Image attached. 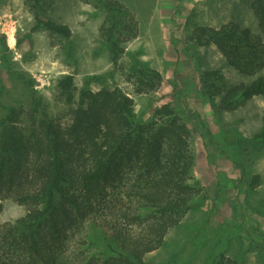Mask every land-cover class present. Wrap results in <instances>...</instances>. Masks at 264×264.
Returning <instances> with one entry per match:
<instances>
[{"label":"trees","instance_id":"obj_1","mask_svg":"<svg viewBox=\"0 0 264 264\" xmlns=\"http://www.w3.org/2000/svg\"><path fill=\"white\" fill-rule=\"evenodd\" d=\"M79 1L105 12L100 39L117 66L140 34L135 14L119 0ZM55 2L27 0L32 31L47 33L52 45L73 59L74 33L51 16ZM250 10L256 31L232 22L198 26L188 36L194 47L215 46L230 67L252 79L229 85L219 69L202 72L201 94L217 113L236 111L264 96V0H252ZM132 72L138 94L163 83L161 73L145 62H137ZM97 79L88 78L80 88L74 75L63 76L57 96L65 111L59 117L47 111L33 87L28 111L3 105L0 209L3 202L14 201L27 213L16 224L0 226V264H22L69 248L81 256L79 264H145V256L164 243L168 232L201 206L194 201L200 189L192 177L189 129L178 114L163 107L156 111L159 119L140 123L128 93L118 87L95 91L90 84ZM192 115L201 123L198 114ZM201 129L210 145L211 132L203 124ZM247 142L264 149V112L261 129ZM260 180L255 176L251 185ZM93 238L103 247L87 262L82 256L91 251ZM210 264L238 263L220 254Z\"/></svg>","mask_w":264,"mask_h":264},{"label":"rangeland","instance_id":"obj_2","mask_svg":"<svg viewBox=\"0 0 264 264\" xmlns=\"http://www.w3.org/2000/svg\"><path fill=\"white\" fill-rule=\"evenodd\" d=\"M119 1L135 14L140 34L115 66L100 39L103 10L79 0H56L51 16L74 33V56L66 59L47 33L32 31L34 19L27 0H0V119L5 114L3 105L28 111L32 87L47 111L59 117L65 105L58 99L57 84L66 75H74L80 88L88 78L99 77L90 84L93 90L122 89L134 100L140 123L159 119L157 109L174 110L189 129L195 158L192 177L200 189L194 201L201 206L168 232L164 243L145 256V264H210L220 254L238 264H264V149L247 142L262 127L264 96L254 97L236 111L217 113L201 94L198 76L202 72L219 69L229 85L252 79L230 67L215 46L194 47L188 41L198 26L219 28L234 22L256 31L252 0ZM10 29L16 30L14 47L6 35ZM140 61L161 73L163 83L157 90L135 92L132 66ZM215 100L220 103V98ZM192 113L200 116L201 123ZM201 124L211 132L210 145ZM257 175L260 183L252 186ZM26 213L18 203L5 201L0 226L16 224ZM93 239L91 251L82 256L87 262L97 258L103 247ZM73 251L54 250L22 264H79L82 258Z\"/></svg>","mask_w":264,"mask_h":264},{"label":"built area","instance_id":"obj_3","mask_svg":"<svg viewBox=\"0 0 264 264\" xmlns=\"http://www.w3.org/2000/svg\"><path fill=\"white\" fill-rule=\"evenodd\" d=\"M15 31L14 29H10L9 31L6 32V35L8 36V43L11 47V45L14 47L16 45V36H15Z\"/></svg>","mask_w":264,"mask_h":264}]
</instances>
